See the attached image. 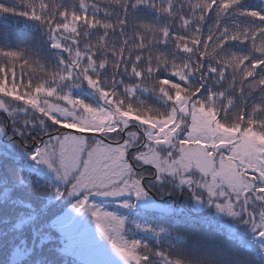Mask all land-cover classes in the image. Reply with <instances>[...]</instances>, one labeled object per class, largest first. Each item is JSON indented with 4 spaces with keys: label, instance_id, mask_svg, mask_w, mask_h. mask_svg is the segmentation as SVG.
<instances>
[{
    "label": "trees",
    "instance_id": "16d2710c",
    "mask_svg": "<svg viewBox=\"0 0 264 264\" xmlns=\"http://www.w3.org/2000/svg\"><path fill=\"white\" fill-rule=\"evenodd\" d=\"M207 2L213 5L211 9L200 6L201 0H0V49L22 50L44 59L55 53L56 60L52 62L58 65L47 86L33 87L31 92L24 89L23 94L15 83V75L0 76V264H35L37 256L43 257L45 264H90L76 255L79 239L70 237L77 230L68 233L67 228L83 199L88 204L87 212L90 209L95 214L109 213L118 220L120 226L111 229L116 234L105 242L124 254L137 256L134 264H176L177 261L179 264H264V240L254 237L246 226L231 227L228 218L217 217L220 212L214 214L217 209L213 204L219 198L200 185V181L203 184L206 180L200 174L196 179L193 177L197 183L195 194L204 204L201 213L210 214L211 218L177 213L174 209L169 213L146 209L127 194L115 199L96 197L94 188L101 192L112 182L102 179L113 173L114 161L107 160L110 154L100 163L94 159V164L89 166L88 148L80 156L76 172L61 184L47 175L43 165H37L38 156L31 148L32 141L39 142L38 137L44 133L63 134L67 126L98 131L92 125L99 121L106 129L103 133L115 137L120 113L129 114L128 123L175 114L166 123L163 134L172 132V143L180 134L184 143L187 141L184 132L192 111L197 108L212 114L225 127L252 129L264 135V110L259 106L250 110L246 103L243 107H233L231 102H226L218 111L216 97L211 92L207 105L186 95L185 63L193 68L202 65V72L209 75L200 74L198 79L211 83L210 61L217 56L216 45L245 54L250 47L248 42L236 37L242 35L247 39L254 29L264 26V0H239L234 7L229 2L228 11L222 16L215 9L220 0ZM41 3L46 8H40ZM254 12L256 16L252 15ZM140 23L144 24L142 30L138 29ZM63 24L68 27H60ZM225 35H230L231 41H226ZM258 36L259 32H255L251 39ZM133 43L144 47L130 51ZM153 52L163 53L164 58L176 65L171 74L161 73L167 79L160 83L174 89L172 95L167 88L159 89L161 94H158L147 87L152 64L149 57ZM244 63L243 59L239 61V65ZM261 63L264 61L253 60L252 67L264 71L259 68ZM243 75L247 80L252 73L245 71ZM89 80L95 83L90 84ZM192 95L198 97L201 93ZM252 99L260 101L258 90ZM50 102H61L68 110L73 107L78 110L76 113H97V119L90 122L84 115L78 119L75 112L73 115L45 109V104ZM19 103L28 107L20 109ZM106 114L113 119L109 121ZM146 125L147 131L151 124ZM176 128L180 133L176 134ZM155 135L146 137L145 143L164 139V135ZM140 142L141 138L137 145ZM142 148L145 149L142 145L130 153L137 166L143 164L136 157ZM157 149L162 158L166 157L163 164L174 158L170 146ZM81 164L82 175L89 173V184L76 191L72 186L73 175L79 176ZM164 176L157 173L147 182L148 187L159 196L162 191L176 196L178 176L176 173L166 179ZM130 204L132 208L128 210L126 205ZM91 219L84 218L79 228H85L87 221L98 231L99 223L94 219L90 223Z\"/></svg>",
    "mask_w": 264,
    "mask_h": 264
},
{
    "label": "rangeland",
    "instance_id": "374dc122",
    "mask_svg": "<svg viewBox=\"0 0 264 264\" xmlns=\"http://www.w3.org/2000/svg\"><path fill=\"white\" fill-rule=\"evenodd\" d=\"M59 103L50 102L47 105L45 104L44 108L57 109L61 113L69 112L75 115L72 112L76 113L75 110L77 109L71 107L72 109L68 110V107ZM180 107L183 108L182 105ZM100 114L98 115L99 117ZM76 115L79 117L78 119L83 118L82 115H84L87 117L86 120L90 122H93L95 118L97 119V113L94 112L87 111L84 114L78 112ZM106 116L109 121L113 119L112 116L107 114ZM118 116L121 119L118 120L120 123L116 124H120V128L118 131L116 130L117 134L115 137L110 138L111 141H114L113 143H106L101 140V142L98 141L99 144H96V142L90 143L92 138L87 135L65 130L63 134L45 138L40 147L33 148L36 153L35 156H38L37 159L39 160L37 161L39 163L36 162L37 165H43L47 175L52 177L54 181L63 184L76 172L81 162L80 156L86 150L85 147L94 146L89 152V160L87 159L86 161L89 166L94 164V159L99 161V163L102 162L108 154L111 157L108 155L107 160L114 161L112 164L113 173L106 179L102 178L103 180L110 179L112 182L108 184V187H103L101 192L97 191L98 188H94L93 192L96 193V197L109 196L115 199L127 194L132 196L136 204L143 208L155 210H165L166 208L171 210L172 206L169 201H166V203L158 202L142 188L140 179L144 174L147 175L150 172H146V169L143 172L135 171L129 166L126 159V151L130 147L136 146L141 137L135 129H131L120 140L119 133L129 124L130 119L128 118L131 117L129 114L122 113ZM174 116L175 114H172L171 117L164 116L162 119H136L135 125L151 124L149 129L145 131L146 137L152 138L155 134V136L164 135L163 140H151L150 143H145L143 145L145 149L143 150L142 148L136 157L143 164L155 167L156 173H162L163 176L165 175L163 177L165 179L169 175H174L177 171L180 179L178 188L192 185L193 182L190 180V176L196 174L204 176L206 174V183L202 184V181L199 183L207 189L209 194L217 195V198H219L213 204L217 209L214 214L216 215L220 212L221 214L217 217L222 216L221 218H228L226 219L228 221L241 222L244 218L241 194L247 189H251L252 178L250 176L260 182V184H255L257 195L264 190V135L254 132L252 129L239 130L238 128L225 127L216 122L212 114L197 108L192 111L190 123L184 132V137L187 141L181 143V140L178 139L180 134H178V136L176 135V140L174 139L172 143L174 134L172 132L163 134V130L166 123L173 119ZM93 124L92 127L99 130V127H102L104 123L99 121ZM156 125L159 126V129L155 128ZM174 131L176 134L180 133L178 128L174 129ZM110 132H113V130ZM106 136L110 137L109 135ZM162 145L165 148L170 146V152L174 157L172 160L167 159L164 161L165 164H163L162 159L166 157L162 158L157 149ZM77 172L79 171L77 170ZM82 172L83 167L78 177L76 176L77 174L73 175L75 182L72 186L75 187L76 191H78L77 188H82L85 184H89V173L82 175ZM161 181L163 182V179ZM94 182H98V180ZM100 187L102 186L100 185ZM160 194L164 196L166 191H162ZM193 199L194 207L191 209L201 213L204 204L199 200V197L197 198L196 194L193 195ZM246 200L249 211L254 215V220H249L245 226L250 232H253L254 237L260 236L264 240V203H256L250 195L246 196ZM86 205L88 206L85 203V199H83L82 205L73 217L72 223L67 226L69 229L68 233L77 230L70 237L71 239H79L76 255L90 264H134L137 256L131 257V254H124L119 249L105 242L106 238L111 240L110 235L116 234L115 231L112 233L111 229L120 226L117 222L118 220L109 213L101 212L95 214L90 209L87 212ZM131 205H126V208L131 210ZM90 217L99 223L97 228L100 232H95L87 221H85V228L84 226L82 227L83 229L79 228L84 218L89 219ZM92 219L88 221L93 223Z\"/></svg>",
    "mask_w": 264,
    "mask_h": 264
},
{
    "label": "clouds",
    "instance_id": "9594fccd",
    "mask_svg": "<svg viewBox=\"0 0 264 264\" xmlns=\"http://www.w3.org/2000/svg\"><path fill=\"white\" fill-rule=\"evenodd\" d=\"M143 28L144 24L140 23L138 29L142 30ZM255 32H259V36L256 40H253L251 35ZM231 39L230 35H225L226 41H231ZM236 39L248 42L250 46L248 52L245 54L230 52L225 47L217 44V56L212 57L210 61L213 65L212 69H210L211 83L198 79L200 74L209 75L208 72H202V65L198 64L193 68L187 63L184 64V75L187 77L184 81V87L187 89L186 95L191 97L194 102L202 100L207 105L209 102L208 93L211 92V95L216 97L218 111L226 106V102H231L233 107H243L246 103L250 110H255L257 106L264 110V85L260 83V81L264 80V71L258 72L257 69L252 67L253 60L264 61V26L254 29L247 39L242 35H238ZM140 47L144 46L133 43L129 50ZM16 52L20 53V56L13 59L5 55L4 49H0V76L8 75L11 77L15 75L17 77L15 83L19 84L21 94H23L24 89H28L31 92L33 87L41 84L47 86L49 81L55 76L58 68V65L52 62L56 60L55 53H52L50 58L44 59L43 57L37 58L22 50ZM149 59L152 64L151 73L146 79L147 87L152 89L153 93L161 94L159 89L167 88L166 85L160 83L162 79H167V76H162L161 73L171 74L172 69L176 65L171 60L164 58L163 53L157 55L153 52ZM241 59L245 61L243 65H239ZM102 62L110 63L108 61ZM238 65L239 68L237 67ZM259 68L264 70V63H261ZM245 71L252 73L247 80H245L243 75ZM213 84L215 87H213ZM256 90L259 91V102H254L252 99ZM174 91V89L167 88L169 95H172ZM194 92H200L201 95L198 97L193 96ZM18 107L25 109L28 106L19 103Z\"/></svg>",
    "mask_w": 264,
    "mask_h": 264
},
{
    "label": "snow or ice",
    "instance_id": "6c2138e0",
    "mask_svg": "<svg viewBox=\"0 0 264 264\" xmlns=\"http://www.w3.org/2000/svg\"><path fill=\"white\" fill-rule=\"evenodd\" d=\"M229 2L234 7V6H236L239 3V0H220V3L215 5V9H216V12H217L218 15L222 16L228 11ZM200 6L204 7L205 9H211L213 7V5L209 4L207 2V0H201ZM39 7L40 8H46V5L41 3L39 5ZM62 15H64V14L62 13ZM252 15L256 16L257 13L254 12V13H252ZM73 16L75 17V13H73ZM37 18L39 19L40 17H37ZM89 23H91V21H89ZM96 23H99V21H96ZM60 27H65L66 28V27H68V25L67 24H63V25H60ZM234 35H238V34H234ZM55 46L59 47V44H56ZM5 55L9 56L10 58L15 59V58L20 56V53H18L16 51H8V52L5 53ZM77 55H79V53H77ZM101 63H103V62H101ZM85 78L87 79V76ZM88 82L90 84L95 83V81H93V80H89ZM261 83H264V81H261ZM41 243H43V241ZM35 264H45L44 258L41 257V256H37L36 259H35ZM176 264H179V261H177Z\"/></svg>",
    "mask_w": 264,
    "mask_h": 264
},
{
    "label": "water",
    "instance_id": "95a60500",
    "mask_svg": "<svg viewBox=\"0 0 264 264\" xmlns=\"http://www.w3.org/2000/svg\"><path fill=\"white\" fill-rule=\"evenodd\" d=\"M68 129H69V130H72V131L75 132V133H81L80 130L70 129V128H68ZM143 139H144V137H143ZM129 151H130V150H129ZM129 151H128V152H129ZM130 162H131V161H130ZM245 195H246V191L243 192L242 197H243L244 211H245V213H246V215H247V203H246V200H245ZM263 196H264V193H263L259 198H257V201L262 200V199H263ZM154 197H156V196H154Z\"/></svg>",
    "mask_w": 264,
    "mask_h": 264
},
{
    "label": "flooded vegetation",
    "instance_id": "af4514ba",
    "mask_svg": "<svg viewBox=\"0 0 264 264\" xmlns=\"http://www.w3.org/2000/svg\"><path fill=\"white\" fill-rule=\"evenodd\" d=\"M182 198H183V193H182V196H181V198H180V192H179L177 199L179 200L180 205H181V202H182Z\"/></svg>",
    "mask_w": 264,
    "mask_h": 264
}]
</instances>
